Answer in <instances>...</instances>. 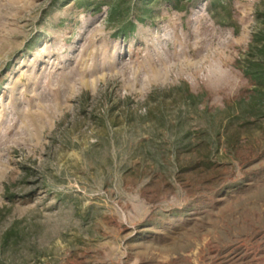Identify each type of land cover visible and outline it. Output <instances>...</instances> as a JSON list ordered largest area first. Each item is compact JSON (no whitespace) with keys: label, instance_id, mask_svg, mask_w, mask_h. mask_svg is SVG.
Instances as JSON below:
<instances>
[{"label":"rangeland","instance_id":"rangeland-1","mask_svg":"<svg viewBox=\"0 0 264 264\" xmlns=\"http://www.w3.org/2000/svg\"><path fill=\"white\" fill-rule=\"evenodd\" d=\"M117 1L0 0V264H264V0Z\"/></svg>","mask_w":264,"mask_h":264},{"label":"trees","instance_id":"trees-1","mask_svg":"<svg viewBox=\"0 0 264 264\" xmlns=\"http://www.w3.org/2000/svg\"><path fill=\"white\" fill-rule=\"evenodd\" d=\"M78 3H84L86 0H77ZM141 1V4H142V7L140 9V11H143V13H148L149 11H151L149 9V6H146L147 4H149V2H151L152 0H140ZM165 2H169L173 7L175 8H178L179 7V4L181 2V0H163ZM208 1V10H213L214 7H216V5L218 4L220 7H223V4L221 1L219 0H207ZM129 1L128 0H118L117 2H107V5H108V9L109 12V18L110 19H116V18H119L122 14H121V5H124V8L126 9L127 12L125 13H128L131 11V6L127 7V3ZM139 18H141V16H139ZM142 19V18H141ZM135 22L133 19L131 20H125L122 24V27H120V33L121 34H128L130 31H133L136 26H135ZM262 59V58H261ZM262 60H257L256 62L252 63L251 64V67H258L257 70H250L248 68L247 72L249 74L252 75L253 79L257 82V84L259 86H263L264 85V70L260 69L259 67L261 66V62ZM258 92H261V94L264 95V92H262L260 89L258 90Z\"/></svg>","mask_w":264,"mask_h":264}]
</instances>
